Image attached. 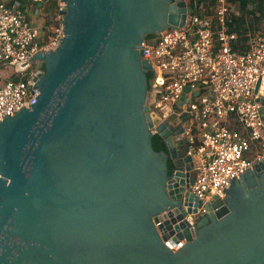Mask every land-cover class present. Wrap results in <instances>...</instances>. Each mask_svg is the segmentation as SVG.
Instances as JSON below:
<instances>
[{"label":"water","instance_id":"water-1","mask_svg":"<svg viewBox=\"0 0 264 264\" xmlns=\"http://www.w3.org/2000/svg\"><path fill=\"white\" fill-rule=\"evenodd\" d=\"M58 1L60 42L15 67L42 64L39 95L0 121V264H264V160L190 224V88L180 114L151 109L141 44L182 27L186 1ZM254 93L264 113V76Z\"/></svg>","mask_w":264,"mask_h":264},{"label":"built area","instance_id":"built-area-1","mask_svg":"<svg viewBox=\"0 0 264 264\" xmlns=\"http://www.w3.org/2000/svg\"><path fill=\"white\" fill-rule=\"evenodd\" d=\"M63 6L59 1L54 9L57 26L45 39L47 31L28 20L17 2L0 0V67L14 68L0 79V121L37 99L35 79L44 73L42 64L30 63L20 71L15 67L56 48L63 36ZM231 10L228 0H215L210 15L188 6L182 27L165 29L141 44L151 65L150 89L158 90L151 109L180 114L177 103L184 88H190L183 102L182 136L194 164L188 189L201 203L196 213L185 216L190 224L207 213L214 197L222 198L232 180L264 160V117L254 93L264 76V32L252 36L247 48H234L238 34L229 29ZM183 242L169 238L164 243L174 250Z\"/></svg>","mask_w":264,"mask_h":264},{"label":"trees","instance_id":"trees-1","mask_svg":"<svg viewBox=\"0 0 264 264\" xmlns=\"http://www.w3.org/2000/svg\"><path fill=\"white\" fill-rule=\"evenodd\" d=\"M18 7L23 11L24 6H30L31 4H37L33 0H18ZM231 4L230 14V31H235L238 34V39L233 45L234 48H242L240 44L246 39L248 33L255 31L264 32V0H228ZM57 0H46L43 3V12L46 14L51 10H54L58 5ZM9 4L15 3V0H10ZM215 0H189L187 5L190 6L193 12H197L202 9L203 14L210 15L214 6ZM45 6V7H44ZM24 12V11H23ZM26 14V13H25ZM27 16V15H26ZM28 18V17H27ZM29 20V19H28ZM53 27V19L50 21L45 20L43 28L47 31L45 39L48 38L49 31ZM154 35L150 34L146 38H153ZM148 79H151V74H147ZM14 80H18L19 77L14 76ZM152 146L156 151L164 150L165 145L163 140L154 134L152 138Z\"/></svg>","mask_w":264,"mask_h":264},{"label":"rangeland","instance_id":"rangeland-1","mask_svg":"<svg viewBox=\"0 0 264 264\" xmlns=\"http://www.w3.org/2000/svg\"><path fill=\"white\" fill-rule=\"evenodd\" d=\"M58 1V0H57ZM186 3L189 1V0H185ZM17 2V1H16ZM190 7V6H189ZM23 11L24 13H26V15L28 16L29 20L31 21H37V23L39 25H43L45 23V20L47 19V21H50L53 19V26L56 25L57 26V21L55 20V13H54V10H51L50 12L48 13H39V14H35L33 13V10L31 8H29L28 6H24L23 7ZM55 15V16H54ZM33 65V63H32ZM14 71V68L10 67V66H1L0 67V75L1 76H6L7 74H9L10 72H13Z\"/></svg>","mask_w":264,"mask_h":264},{"label":"crops","instance_id":"crops-1","mask_svg":"<svg viewBox=\"0 0 264 264\" xmlns=\"http://www.w3.org/2000/svg\"><path fill=\"white\" fill-rule=\"evenodd\" d=\"M2 1H6V2H9L10 0H2ZM19 2L18 0H15V2ZM39 0H33V2H38ZM36 6H37V4L35 5V4H31L30 6H29V8H31L32 10H33V13H34V15L35 14H39V13H44L43 12V4H42V6L38 9V11L36 10ZM45 7V6H44ZM28 17V16H27ZM29 19V18H28ZM31 21V20H30ZM31 22H33L34 24H36V25H38V26H40V27H42L43 25H39L38 23H37V21H31ZM257 33H260L259 31H255V32H252V33H248V35H246V39L240 44V47H242V48H247L248 47V45H249V41H250V39H251V37L252 36H254L255 34H257ZM4 76H1L0 75V79L1 78H3Z\"/></svg>","mask_w":264,"mask_h":264},{"label":"flooded vegetation","instance_id":"flooded-vegetation-1","mask_svg":"<svg viewBox=\"0 0 264 264\" xmlns=\"http://www.w3.org/2000/svg\"><path fill=\"white\" fill-rule=\"evenodd\" d=\"M42 28H43V26H42ZM260 105V104H259ZM259 108H260V106H259ZM260 111H261V108H260ZM261 114L263 115V117H264V113L261 111ZM177 123H179V122H177ZM182 142H181V147H182V149L184 150V149H187V144H186V141H185V138L182 136ZM169 168H170V170L173 172L174 171V167L172 166V163L171 162H169Z\"/></svg>","mask_w":264,"mask_h":264}]
</instances>
